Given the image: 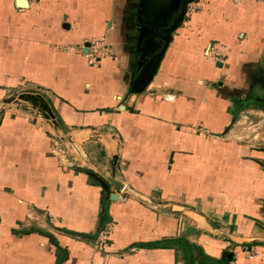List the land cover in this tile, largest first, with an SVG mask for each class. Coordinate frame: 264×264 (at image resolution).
I'll use <instances>...</instances> for the list:
<instances>
[{
	"label": "crops",
	"instance_id": "crops-1",
	"mask_svg": "<svg viewBox=\"0 0 264 264\" xmlns=\"http://www.w3.org/2000/svg\"><path fill=\"white\" fill-rule=\"evenodd\" d=\"M186 1L0 0V264H264V0H192L158 65Z\"/></svg>",
	"mask_w": 264,
	"mask_h": 264
},
{
	"label": "built area",
	"instance_id": "built-area-1",
	"mask_svg": "<svg viewBox=\"0 0 264 264\" xmlns=\"http://www.w3.org/2000/svg\"><path fill=\"white\" fill-rule=\"evenodd\" d=\"M194 11L193 7H188L186 14H185V18H189V15ZM111 53V51L109 50L108 46L104 43V39H101L100 41L97 42H93L91 43V46L89 47V51L88 53L84 54L83 51V55L86 58L88 64L90 66H95L98 65L102 62L103 58L108 56ZM220 54H218L215 49L213 48V60H215L216 62H218L219 60L222 62L221 58H220ZM115 191L113 192L114 194L119 196V199H121L122 201L126 202L127 198H122V194L125 192V188H117L119 189V192L117 193V189L116 187L112 186ZM108 229L101 232L96 240V245L99 248H104L107 245V236H108ZM245 254L247 255V257L249 259H253L255 257L254 252L252 249H245L244 250Z\"/></svg>",
	"mask_w": 264,
	"mask_h": 264
},
{
	"label": "water",
	"instance_id": "water-1",
	"mask_svg": "<svg viewBox=\"0 0 264 264\" xmlns=\"http://www.w3.org/2000/svg\"><path fill=\"white\" fill-rule=\"evenodd\" d=\"M192 0H188L184 3V6H183V10L177 20V22L172 26V28L169 30V33H168V38L166 40V43L162 49V52H161V55L159 57V60H158V65L160 63V61L162 60L167 48H168V45L169 43L171 42L172 40V34L173 32L180 27V25L182 24L184 18H185V14H186V11H187V5L189 2H191ZM18 6L19 7H24L26 6V0H18ZM91 46L90 43L88 44H85V50H84V54L88 53L89 51V47ZM19 97H21V99H25V100H34V101H38L39 102H42V103H45V99L40 96V95H35V92L34 91H28L27 93H24V94H21L19 95ZM46 105V104H45ZM46 108V106H45ZM47 109V108H46ZM49 114L51 115L52 118H56L55 115H53L51 112H49ZM60 122V121H59ZM115 173L112 172V176L107 178V179H100L99 182L100 184L102 185V187L104 188L105 190V193L106 195L111 198L112 200H118L119 199V196L117 195H111V186H114L116 188H122L123 185L120 184L117 180H115Z\"/></svg>",
	"mask_w": 264,
	"mask_h": 264
},
{
	"label": "trees",
	"instance_id": "trees-1",
	"mask_svg": "<svg viewBox=\"0 0 264 264\" xmlns=\"http://www.w3.org/2000/svg\"><path fill=\"white\" fill-rule=\"evenodd\" d=\"M260 107L264 110V106L263 105H260Z\"/></svg>",
	"mask_w": 264,
	"mask_h": 264
},
{
	"label": "rangeland",
	"instance_id": "rangeland-1",
	"mask_svg": "<svg viewBox=\"0 0 264 264\" xmlns=\"http://www.w3.org/2000/svg\"><path fill=\"white\" fill-rule=\"evenodd\" d=\"M23 94V93H22ZM21 95V94H20Z\"/></svg>",
	"mask_w": 264,
	"mask_h": 264
}]
</instances>
